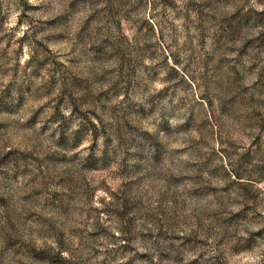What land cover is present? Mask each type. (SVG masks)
Returning <instances> with one entry per match:
<instances>
[{"label":"rangeland","instance_id":"rangeland-1","mask_svg":"<svg viewBox=\"0 0 264 264\" xmlns=\"http://www.w3.org/2000/svg\"><path fill=\"white\" fill-rule=\"evenodd\" d=\"M0 264H264V0H0Z\"/></svg>","mask_w":264,"mask_h":264}]
</instances>
